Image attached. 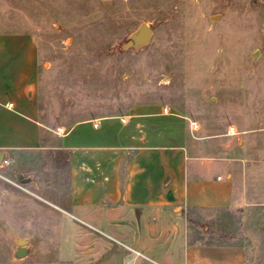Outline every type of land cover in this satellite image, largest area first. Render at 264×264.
<instances>
[{
	"label": "rangeland",
	"instance_id": "374dc122",
	"mask_svg": "<svg viewBox=\"0 0 264 264\" xmlns=\"http://www.w3.org/2000/svg\"><path fill=\"white\" fill-rule=\"evenodd\" d=\"M142 22L154 29L151 44L122 52ZM0 30L39 41L46 124L161 103L198 125L195 148L246 160L247 205L206 213L208 226L189 225L190 241L223 246L232 235L227 246L243 247L245 264H264V0H0ZM231 127L240 134L228 136ZM8 161L0 166V264H74V220L61 210L69 155L48 149ZM19 238L31 251L15 261Z\"/></svg>",
	"mask_w": 264,
	"mask_h": 264
},
{
	"label": "crops",
	"instance_id": "0c3cea01",
	"mask_svg": "<svg viewBox=\"0 0 264 264\" xmlns=\"http://www.w3.org/2000/svg\"><path fill=\"white\" fill-rule=\"evenodd\" d=\"M43 65L32 33L0 30V152L69 155L61 210L74 220V264H245L243 247L191 243L187 213L246 206V160L195 148L194 123L161 103L52 127L40 108Z\"/></svg>",
	"mask_w": 264,
	"mask_h": 264
},
{
	"label": "water",
	"instance_id": "95a60500",
	"mask_svg": "<svg viewBox=\"0 0 264 264\" xmlns=\"http://www.w3.org/2000/svg\"><path fill=\"white\" fill-rule=\"evenodd\" d=\"M154 36V29L147 23L142 22L135 30H133L120 44V50L122 52H127L133 50L136 53H140L152 42ZM257 56V52L254 57ZM5 154L0 155V166L5 159ZM18 179L22 184L31 183L35 185L32 178H25L23 175H19ZM29 241L27 239L19 238L17 240V251L15 253V261L26 258L30 253Z\"/></svg>",
	"mask_w": 264,
	"mask_h": 264
},
{
	"label": "trees",
	"instance_id": "16d2710c",
	"mask_svg": "<svg viewBox=\"0 0 264 264\" xmlns=\"http://www.w3.org/2000/svg\"><path fill=\"white\" fill-rule=\"evenodd\" d=\"M191 212H192V210H188V213H187V216H188V221H189V224L190 225H192V226H195V227H206V226H208L207 224H203V222L201 221V220H197V219H194L192 216H191ZM234 236H232V235H226L225 236V239H226V242L224 243V244H222L223 246H227L228 244H230V242L232 241V238H233ZM202 244H204V243H202ZM211 244H213V243H210V244H205V245H211ZM217 245V244H216Z\"/></svg>",
	"mask_w": 264,
	"mask_h": 264
},
{
	"label": "built area",
	"instance_id": "2783aa9c",
	"mask_svg": "<svg viewBox=\"0 0 264 264\" xmlns=\"http://www.w3.org/2000/svg\"><path fill=\"white\" fill-rule=\"evenodd\" d=\"M166 111H168V109H166L165 110V112ZM191 129H192V131H195L196 129H198V125L196 124H192L191 125ZM62 133L63 132V130L62 129H60L59 130V133ZM240 134V132L238 131V130H236V128L235 127H231L230 129H229V132H228V135L229 136H236V135H239ZM0 155H1V152H0ZM9 164V161H8V158L7 157H5V159L3 160V163H2V167H5V165H8Z\"/></svg>",
	"mask_w": 264,
	"mask_h": 264
}]
</instances>
